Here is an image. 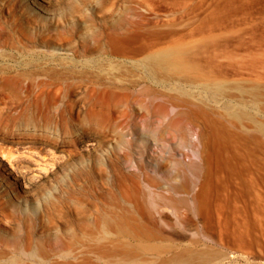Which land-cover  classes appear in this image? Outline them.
Returning <instances> with one entry per match:
<instances>
[{"label":"rangeland","instance_id":"obj_1","mask_svg":"<svg viewBox=\"0 0 264 264\" xmlns=\"http://www.w3.org/2000/svg\"><path fill=\"white\" fill-rule=\"evenodd\" d=\"M214 23L221 33L215 46L242 56L236 68L243 73L234 80L242 79L247 87L258 84L264 107L263 59L255 68L247 59L264 52V0H0V67L9 68L0 75V258L30 243L38 257L49 255L59 264H70L64 254L74 262L85 255L103 262L107 256L100 251L113 245L102 244L103 235L119 234L115 215L144 218L132 195L169 192L168 185L182 174L173 162L188 160L189 154L198 159L201 148L211 147L210 128L198 113L188 135L171 130L157 143L131 132L134 120L141 125L149 115L143 107L146 95L126 100L117 91L110 107L105 100L108 87L123 85L130 73L139 75L128 70L126 55L133 50L177 34L198 36L200 25L207 31ZM100 58L101 68L91 62ZM262 112L257 118L264 120ZM243 121L237 124L255 128V120ZM239 124L233 128L240 130ZM180 137L188 142L180 145ZM247 139L249 168L230 175L218 189L214 183L209 193L213 203L226 202L224 210L212 219L189 218L177 228L164 225L160 234L166 239L152 240L155 246L179 242L211 251L193 264H264V147L253 136ZM243 140L238 139L241 150ZM9 165L28 183L11 177L5 169ZM243 202L246 212L234 208ZM160 210L173 216L169 204ZM104 214L113 217L111 226L101 222ZM218 216L249 223L219 225ZM238 231H246L247 242L234 239ZM198 235L203 240L191 242Z\"/></svg>","mask_w":264,"mask_h":264},{"label":"bare ground","instance_id":"obj_2","mask_svg":"<svg viewBox=\"0 0 264 264\" xmlns=\"http://www.w3.org/2000/svg\"><path fill=\"white\" fill-rule=\"evenodd\" d=\"M204 28L206 27L204 26ZM204 28L203 25L198 27V36H193V33L187 37L183 34L173 35L165 43L149 45L145 43L137 50H133L131 55H126L130 62L128 65L130 69L128 68V70H138L139 75L134 76L135 73H130L127 82L123 85L114 86L113 84L112 87H108L105 101L110 107L111 100L117 91L123 92L126 100H128L127 97L136 94L146 95V106L144 104L143 107L148 110V119L145 118L144 124H141L143 126L138 125L141 120H134L133 123L136 128L131 132L139 139H152L156 140L157 143L159 138H165L171 132L177 135L182 134L183 137L188 135V132H191L190 128H193L192 125L190 127V124L194 123L192 117L198 113L204 117L206 121L204 125L207 124L210 128L208 131L210 137L208 138H210L211 147L202 149L199 145L198 147L201 149L199 150L200 154L196 156L199 157L198 159L193 154H189L188 160L181 158L173 162L180 169V173H178L181 174L182 171V174L179 179L176 178L177 181L169 182V189H167L169 192L164 193L163 190H158L153 193L144 190L145 193L132 195L138 211L143 214L144 218L130 216L126 213L115 215L121 226L118 227V236L105 234L102 237V244L106 242L113 244L109 249L99 250L100 256H107L103 261L104 263L98 259L91 260L87 255L80 261L74 262L70 255L64 254V261L70 262V264H193L198 259L209 257L211 251L208 248L196 249L193 245L179 242L160 243L155 246L151 241L166 239V236L160 234L166 224L177 228L185 224L189 218L205 215L207 219H212L214 213L219 214L224 210L226 202L217 200L213 203L209 193H213L214 183L217 187L219 183H226L229 176L236 171L242 173L245 168H249L248 163L252 158H250L252 149L247 144V138L253 136L257 144L264 147V120L257 118V115H263L262 109L264 107L259 103L261 89L258 84L247 87L245 82L241 83L243 82L242 79H239V82L233 78L234 75L240 74L241 76L243 73V71L239 72L242 69L241 66H239L240 69L237 67L239 70L236 68L238 66L236 65L238 62L236 58L240 59L242 56L240 58L234 57V54L228 49L215 46L221 34L216 31L217 25L215 23L207 28V31ZM255 53L257 54L254 52L253 56L251 53L248 54L249 57L247 58L250 61L249 65L251 64L253 68L257 67L258 61L262 59V63H264V58L261 56L264 52L257 54L262 58L256 56ZM250 58L251 60H249ZM89 61L90 59L84 64H90ZM91 62L100 68L103 67L102 58ZM76 64L75 62L72 63L73 66ZM8 70V67H0V75L2 76ZM246 77L242 76L241 78L251 80ZM249 83L254 82L249 81ZM233 88L238 92L239 98H236ZM125 112L124 114H126ZM246 118L255 120L254 129H249L245 125L243 127V120ZM241 121H243L242 125L238 123L240 130L234 129L233 125L236 124L235 126H237V122ZM120 124L123 126V123ZM125 124L126 127L127 124ZM168 131L171 132L167 133ZM208 132L206 133L208 134ZM241 137L245 139V142L243 140L244 144L242 143L244 145L242 150L239 147L241 143L238 141ZM184 140L180 137L179 144L181 145ZM200 140L204 141L205 138ZM185 142L188 141L185 140ZM129 149L130 147L127 145L126 150ZM144 152L145 149H141L142 155ZM238 163L241 164L239 169L236 167ZM5 169L17 182H26L24 178L21 179L12 165ZM178 173L176 172L177 176H179ZM262 178L261 175L260 179ZM250 181V179H246L245 182L249 185ZM216 192L218 193V191ZM128 194L127 196H130ZM238 195L239 193L236 196ZM166 204L171 205L173 216L160 210V207ZM259 207L262 209L263 205L260 203ZM130 208L133 209L132 206ZM234 208L246 212L248 204L243 202L242 205L236 204ZM170 218L173 219L168 220ZM101 219V222L106 225L111 223L109 226L114 221L110 214H104ZM216 223L224 226L234 223L237 226L246 227L249 220L243 218L241 221H232L229 218L218 216ZM120 235L124 237H120ZM177 235L182 236L179 231ZM234 239L238 243L247 242L246 231L236 232ZM202 240L198 235L193 237L191 242L197 244ZM109 255L113 256L110 258ZM0 264H59V262L49 255H45L43 259L38 257L37 249L28 243L25 246H15L12 255L0 258Z\"/></svg>","mask_w":264,"mask_h":264}]
</instances>
